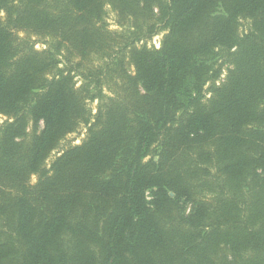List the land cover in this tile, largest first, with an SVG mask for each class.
<instances>
[{"label": "trees", "instance_id": "obj_1", "mask_svg": "<svg viewBox=\"0 0 264 264\" xmlns=\"http://www.w3.org/2000/svg\"><path fill=\"white\" fill-rule=\"evenodd\" d=\"M1 15L0 264H264V0H0Z\"/></svg>", "mask_w": 264, "mask_h": 264}, {"label": "rangeland", "instance_id": "obj_2", "mask_svg": "<svg viewBox=\"0 0 264 264\" xmlns=\"http://www.w3.org/2000/svg\"><path fill=\"white\" fill-rule=\"evenodd\" d=\"M0 17H2V15ZM103 19H104V22L106 23V25L108 26V28L110 30H118V28H119V26H118V21H119L118 12L115 10V8L113 6L106 5L105 10H104V14H103ZM245 26H246V28H243V30L249 31V27L247 26L246 23H245ZM21 35L26 36V35H24V33H21ZM30 40L32 43L36 44L35 46H36L37 50H40V51L47 50V46L40 43V41L38 39H36L35 37H31ZM161 40H162V35H158V36L154 37V39L147 44L146 43H139V46L148 45V47H155L158 49V48H160ZM218 65L222 66V72L220 74V77L216 80L217 85H220L221 83H223L226 80L227 75H228V69L231 65L228 64V62L224 56L220 57V59L218 61ZM129 70L133 71V68L130 67ZM76 82L78 85L81 84L79 77L76 78ZM210 86H211V84H207L205 89H204V94H206L207 99H209L212 96V94L210 92L211 91ZM97 106H98L97 102L90 103L89 109L92 111V114H95L97 112ZM4 121H5V118L0 117V125ZM256 126L264 129V121L257 123ZM39 130H40V127H39L38 131ZM33 131H34V128L30 124L29 126L26 127V131H25L23 137L24 136L29 137ZM86 133H87V127L83 125L77 130V132L67 135L62 140L60 146H58V148H56L55 150H53L51 152V154L47 158V161L45 163V166L43 167L42 172L40 174H37V175L32 177V182L36 183L39 176L43 172L49 171L51 166L53 165V163L56 161V159L63 154L64 150H66L70 146L81 144L83 139L86 136ZM151 193H152L151 190L147 191L146 195H147L148 202H151L153 199ZM171 196H173V194H171ZM180 208L184 211L185 214H190L192 212L194 206H193V203L191 201L181 200ZM223 254H225V253H223Z\"/></svg>", "mask_w": 264, "mask_h": 264}]
</instances>
